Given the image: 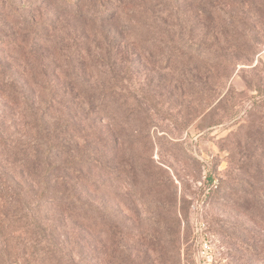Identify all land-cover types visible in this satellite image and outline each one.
Segmentation results:
<instances>
[{"label":"rangeland","instance_id":"rangeland-1","mask_svg":"<svg viewBox=\"0 0 264 264\" xmlns=\"http://www.w3.org/2000/svg\"><path fill=\"white\" fill-rule=\"evenodd\" d=\"M33 1L41 36L53 45L30 64L0 47L23 89L0 94V264L7 255L10 264H264V178L257 174L264 173V0H232L235 17L218 26L224 34L210 25L204 31L213 37L198 30L183 37L177 25L168 35L161 22L145 40L112 20L91 28L63 0ZM11 29L0 17V34ZM117 31L128 60L97 64L98 46ZM180 55L197 57L199 71L190 72ZM111 73L126 90L123 98L141 107L127 129L115 126L117 119L95 120L97 111L80 104L81 96L89 101L82 91L97 93L92 84ZM34 117L50 125L70 121L75 133L92 138L94 131L127 140L122 153L98 148L96 156L99 174L102 165L119 168L122 160L124 175L137 178L132 186L112 179L108 215L97 194L93 206L99 219L107 215L109 232L89 229L65 204L39 195L47 186L41 177L35 182L39 158L26 154ZM59 127V137L71 134ZM212 187L219 200L206 196Z\"/></svg>","mask_w":264,"mask_h":264},{"label":"trees","instance_id":"trees-1","mask_svg":"<svg viewBox=\"0 0 264 264\" xmlns=\"http://www.w3.org/2000/svg\"><path fill=\"white\" fill-rule=\"evenodd\" d=\"M68 7L66 11L70 10L78 19L83 20L93 28L96 23L108 24L109 21H113L112 24H116V28L120 30H134V35L138 40L143 39L150 34L155 35L152 28L164 23L166 29H168V35L177 33L174 31V27L179 25L180 30L178 33L186 37L185 35H191L194 31L198 30L197 35L203 37H213L212 34H208L204 31V28L208 26L224 25L223 23H229L235 17L236 8L232 0H63ZM70 5V6H69ZM228 6V9H227ZM116 10L118 13H122L120 16L115 17L112 13ZM40 13V10L35 5L33 0H0V12L3 16L4 22L9 23L12 27L10 32L0 34V47H7L11 50L18 51L25 63L37 62L40 59L41 52L44 49H48L53 45L52 39H45L41 36L39 24L35 19V14ZM149 15V19L146 16ZM90 21V22H89ZM153 25V26H152ZM152 26V27H151ZM146 30L139 31L141 28ZM148 27V28H147ZM223 27V26H222ZM222 27H218L222 34L226 33L225 30H221ZM173 33H172V32ZM119 33V31H117ZM126 32V31H124ZM185 34V35H184ZM119 34L111 36H105L103 40V47L98 46L101 56H96L93 61L97 62L99 59L104 65H108L109 61L113 62L114 58L126 59V51L118 48L120 46L118 40ZM135 38V39H136ZM190 39V38H189ZM154 40V39H153ZM138 41L136 43L139 51L144 53L141 44ZM104 43H107L104 45ZM108 45V50H104V46ZM199 47V45H198ZM168 48V47H167ZM177 49V48H176ZM174 46L170 45L169 52L176 51ZM180 50V48H178ZM182 51H179L180 54ZM91 55V53L89 54ZM137 55L136 51L132 56ZM4 55L0 50V94L7 96L4 93H16L11 95L15 97L17 93L23 94V89L19 86V82L13 72L7 68L3 61ZM168 57V56H167ZM178 59H186L188 70L199 71V66L196 62V58L192 55H180ZM112 64V63H111ZM114 62L111 66H114ZM193 67V68H192ZM111 72V71H110ZM106 75H109L108 71H105ZM104 81H100L98 84H90L93 90L99 89L95 92H88V89L81 91L89 95L88 103L84 98L80 97V104L88 108L94 114L95 120H108L117 119L114 125L127 129L131 120L135 118L137 111L141 108L134 101L129 98H123L125 89L119 84L118 76L111 73V79L104 78ZM8 83V84H6ZM85 84V83H84ZM100 87V88H99ZM95 88V89H94ZM70 92H74L71 91ZM98 96V98H97ZM115 97H120V100H115ZM93 104L97 106L95 109ZM95 106V107H96ZM84 108V109H85ZM36 115V114H35ZM39 116V115H36ZM33 123L35 126V134L28 141V150H26L27 158L31 156L38 157L36 162L39 163L38 172L35 168L34 172L39 173L35 175V182L40 184L38 177L45 179L47 186L39 192L42 198H47V202L56 203L57 205H64L69 211L74 212L80 216L82 221L86 223L89 229L95 232H109L110 228L106 220L109 214V204L107 202L108 187L111 184L112 179H116L119 182L128 180V185L132 186L136 184L137 178L135 176L127 177L124 175L122 169L123 162H119V168H114L111 165H102L100 174L96 171V166L100 164V159L96 156L99 155V149L105 150H117L121 152V145L125 147L127 140L123 137L120 138V142L112 141L109 137H102L96 135L93 131L94 137L86 136L80 129H77V133L74 132L75 127L70 121L58 122L55 125H50L43 117H34ZM70 125V126H68ZM70 127L69 136L59 137L55 134L60 127ZM72 126V127H71ZM261 142V141H260ZM264 142V140H262ZM32 144V146H31ZM32 151V152H31ZM122 153V152H121ZM105 155V154H104ZM106 156V155H105ZM107 157V156H106ZM44 166V169L41 167ZM44 170V173L40 171ZM260 179L264 178V173H257ZM44 177V178H43ZM47 179V180H46ZM53 181V183H51ZM63 185L64 190L57 192L50 190L51 185ZM219 191V190H218ZM258 191V190H257ZM101 194L100 200L101 207L107 215L97 216V209L93 206L95 200L99 197L97 194ZM209 194V195H208ZM206 196L211 200H219L220 195L216 194L214 187H212ZM106 196V197H105ZM209 199V200H210ZM142 201V200H141ZM258 215H262L261 212ZM118 227V225L116 226ZM130 234V232H129ZM4 259L2 264H10L8 255Z\"/></svg>","mask_w":264,"mask_h":264}]
</instances>
